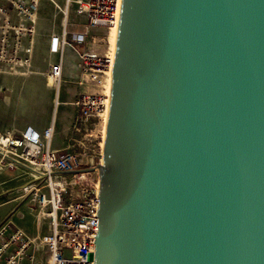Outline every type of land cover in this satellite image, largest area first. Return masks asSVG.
I'll list each match as a JSON object with an SVG mask.
<instances>
[{
	"label": "water",
	"instance_id": "95a60500",
	"mask_svg": "<svg viewBox=\"0 0 264 264\" xmlns=\"http://www.w3.org/2000/svg\"><path fill=\"white\" fill-rule=\"evenodd\" d=\"M95 264H264V0H122Z\"/></svg>",
	"mask_w": 264,
	"mask_h": 264
},
{
	"label": "built area",
	"instance_id": "2783aa9c",
	"mask_svg": "<svg viewBox=\"0 0 264 264\" xmlns=\"http://www.w3.org/2000/svg\"><path fill=\"white\" fill-rule=\"evenodd\" d=\"M43 0H0V75H15L32 63L38 14ZM64 15L60 35L50 39L51 53L63 56L66 47L78 55V66L85 82L97 89L83 92L74 102L78 113L74 128L94 118L106 117L109 95L106 84L113 71L114 54L94 48L93 29L111 30L119 24L122 0H65L64 9L56 0H48ZM86 19L83 30L68 28L70 7ZM66 8V9H65ZM77 27L76 23L72 24ZM27 71V68H26ZM22 73V72H20ZM25 73V72H24ZM47 80L60 83L62 58L46 73ZM0 100H5L0 84ZM52 126L43 133L28 128L21 133L0 128V169L24 166L48 183L49 194L39 195L42 208L50 206L51 232L31 239L22 231L9 238L0 231V264H95V243L99 231L97 185L90 186L88 174H64L84 169L81 154L71 149L50 148ZM77 186L78 199H72L68 188ZM39 240L37 245L35 241ZM39 247V249H38ZM41 248V249H40ZM32 250V252H31ZM30 252V253H29Z\"/></svg>",
	"mask_w": 264,
	"mask_h": 264
},
{
	"label": "rangeland",
	"instance_id": "374dc122",
	"mask_svg": "<svg viewBox=\"0 0 264 264\" xmlns=\"http://www.w3.org/2000/svg\"><path fill=\"white\" fill-rule=\"evenodd\" d=\"M44 1H46L47 3V6L42 12V20L44 22V38L42 36L40 41H42V39H45L47 35L50 34V30L52 33V29L59 28L60 30H62L64 26L63 13L60 12L53 4V6L50 5L48 0H43V3ZM56 1L64 9L65 0ZM67 22L69 24V28L71 26L70 24L76 23L78 25L77 29L79 30L85 24L86 20L85 18L79 17L75 14V6L72 5L69 9ZM92 33L96 38V43L94 45L95 49H97L100 53L111 51V30L98 28L96 30H93ZM34 56L36 58L38 57V62H36L35 64L31 63L27 71L26 68H22L19 70L22 73L27 72V76H12L17 79V87L24 86L22 84L26 81H33V84L36 86V88H38L40 91H44L47 89H45L41 78L44 77L43 74H45V72L47 71V62L50 56L48 55L43 45L35 48ZM3 75L8 76V74ZM65 86L66 84L59 83V85H56L55 83L54 91L57 92L60 88ZM2 87L4 86L2 85ZM48 87H50V84H48ZM3 89L6 96H8L10 94L8 88L4 87ZM9 89L11 90V88ZM6 96L5 102H3L4 104H8V97ZM3 103L0 102V104L2 105ZM75 109H77V107L70 108V117L73 116ZM60 116V110L58 112L57 105H55V109L53 111V119L55 121H59ZM77 129L78 130H76L75 128L72 129V136H70V138H72L74 147L71 150L81 154L84 165L88 167H94L101 161V144L104 132L103 118H94L85 124H79L77 125ZM87 178L90 186L97 185V172L90 173V176H87ZM49 190L50 189L48 183L43 179L35 178V172L28 167L8 166L1 168L0 231H3L7 238H9L16 231H22L27 237L31 239L49 234L50 218L47 216V212L50 211V206L42 208V206L39 204V195L49 194ZM67 192L70 196H72V199L79 198V190L77 186L68 188ZM38 242L39 240H36L35 244L37 245Z\"/></svg>",
	"mask_w": 264,
	"mask_h": 264
},
{
	"label": "crops",
	"instance_id": "0c3cea01",
	"mask_svg": "<svg viewBox=\"0 0 264 264\" xmlns=\"http://www.w3.org/2000/svg\"><path fill=\"white\" fill-rule=\"evenodd\" d=\"M58 3V2H57ZM52 5L51 2H49ZM47 6L46 1H42L38 20L36 27V34L34 37V50H33V61L35 64L38 62V57L35 55V48L40 45L44 46L48 55L50 56L48 60V68L42 79V83L45 87L44 91H40L33 84V81H26L21 83L24 86L17 87V79L11 76L0 75V84L8 88L10 94L8 96V104H4L5 100L1 101L0 104V128L4 131L21 133L28 128H32L39 133L52 126V137L50 141V148L57 151H62L64 149H72L74 143L72 142V129L77 117V109H75L73 116L70 117L69 110L71 107L76 108L74 102L77 96L83 92H96L97 89L92 85L85 82L84 77L78 66V55L74 48L66 47L63 56L60 57L59 54L51 53L50 51V39L52 35H60L62 30L59 28L50 30V34L47 35L45 39L40 41L41 37L44 38V28H43V11ZM53 6V5H52ZM86 20V19H85ZM64 24V21H63ZM70 29H77L70 24ZM85 24L78 31L83 30ZM78 26V25H77ZM69 28V24H68ZM98 29V28H97ZM96 30V29H93ZM104 53V52H102ZM62 58V84H66L65 87L60 88L57 92L54 91V85L50 83L48 87L49 80L46 78V73L49 71L53 64H56ZM28 69V65H26ZM27 72L20 73L16 71V76H27ZM33 79V78H32ZM30 79V80H32ZM75 86V87H74ZM3 87V88H4ZM11 88V90L9 89ZM57 105V110H60V119H53V111ZM77 141V140H76ZM91 165V164H89ZM85 168L88 166L84 165ZM90 176V174L88 175ZM90 184V183H89ZM51 232V230H50Z\"/></svg>",
	"mask_w": 264,
	"mask_h": 264
},
{
	"label": "bare ground",
	"instance_id": "6f19581e",
	"mask_svg": "<svg viewBox=\"0 0 264 264\" xmlns=\"http://www.w3.org/2000/svg\"><path fill=\"white\" fill-rule=\"evenodd\" d=\"M117 30H118V26L116 25L115 27H113L112 29H111V33H112V48H111V53L112 54H114V48H115V41H116V35H117ZM113 72V71H112ZM112 72H110L109 73V79H108V81H107V84H106V89H107V91H106V93L109 95V97H110V92H111V81H112ZM49 82V84L51 83L52 85H54L55 83L54 82H52L51 80L50 81H48ZM56 85H59V83H56ZM105 120H106V117H104V126H105ZM38 176H37V174L35 173V178H37Z\"/></svg>",
	"mask_w": 264,
	"mask_h": 264
}]
</instances>
